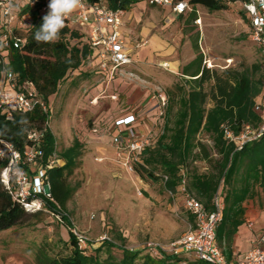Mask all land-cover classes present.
I'll list each match as a JSON object with an SVG mask.
<instances>
[{
    "label": "trees",
    "instance_id": "1",
    "mask_svg": "<svg viewBox=\"0 0 264 264\" xmlns=\"http://www.w3.org/2000/svg\"><path fill=\"white\" fill-rule=\"evenodd\" d=\"M150 1L83 0L89 6L99 4L126 13L141 3L151 5ZM173 1L188 5L184 14L190 13L187 22L193 23L197 21L196 8L199 6L210 12H220L233 5L241 6L245 0ZM17 5L21 6L19 18L28 17L31 22L24 29L14 30L18 36L21 32L24 33L21 36L24 43L21 48H13L7 52V66L20 83L29 81L36 86L41 99L48 106V112L37 108L32 113H15L12 118H8L0 109V139L13 145L22 156L28 148L34 146L42 151L38 169L41 168L46 173L51 197L41 196L46 205L45 210L27 211L3 183L2 172L9 167V161L0 158V233L35 225L31 222L32 218L38 223L43 213L66 214L68 203L78 191V187H73L69 179L80 167L83 145L78 139L74 140L73 145L60 154L64 165L50 167L51 159L56 155L57 141L48 127L51 117L49 100L57 94L60 85L71 72L87 65L90 68L99 67L97 51L91 45L87 28L71 27L65 21V27L60 31L57 40L37 43L34 34L41 27L43 17L48 14L44 11L48 0H39L35 6L27 4L23 7L16 3L14 7ZM184 14L178 16L182 17ZM242 14L250 26L248 16L244 11ZM2 34L0 33V37ZM193 47L197 57L182 68L183 82L170 92V96L166 94L168 105L161 118L163 132L153 137V146L143 152L140 161L134 165V170L146 180L162 182L164 188L173 194L185 180L188 192L195 194L210 211L213 209L215 197L220 196L225 210L216 237L218 246L230 262L231 242L238 228L244 223L243 204L257 196L258 188L264 190V136L238 151L236 144L225 138V130L239 135L244 127L251 125L256 128L263 123L264 110L258 112L256 107L261 103L259 99L263 98L264 78L258 77L261 66L257 64L243 71L226 69L219 72L206 69L203 67V56L197 41L193 42ZM202 134L213 142L212 150L200 142L199 136ZM32 135L38 136V139H30ZM198 159L209 164L208 173L183 170L191 161ZM23 167L32 177L36 173H31L30 165ZM159 172L160 175L157 174ZM64 220L70 229V252L55 257L41 255V264H137L141 259L140 252L107 241L97 249H81L71 232L73 225L68 215ZM193 220L191 216V222ZM104 247L121 250L123 259L116 261L109 256L102 260L100 253ZM153 253L159 259L149 253L144 257L143 264H208L199 260L188 262L181 254L166 255L160 250Z\"/></svg>",
    "mask_w": 264,
    "mask_h": 264
},
{
    "label": "rangeland",
    "instance_id": "2",
    "mask_svg": "<svg viewBox=\"0 0 264 264\" xmlns=\"http://www.w3.org/2000/svg\"><path fill=\"white\" fill-rule=\"evenodd\" d=\"M29 3L30 0L19 1L23 7ZM241 10V6L233 5L226 11L210 12L199 6L196 8L197 21L188 23L190 13L179 17L165 8L138 4L125 14L126 26L121 33L134 53L141 48L144 52L148 48L154 50L155 62H150L153 67L150 66L147 73L136 64L133 68L126 67L127 76L123 77L124 84L120 85L124 92L119 104L110 99H100L94 104L97 95L104 93V96H109L114 86L108 90L104 84H99L103 77L99 74V67L90 68L88 65L71 72L57 94L50 97L48 127L57 141L56 155L51 162L56 160L55 165L63 166L60 154L76 139L83 145L80 167L69 179L78 191L68 203L66 214L72 228L86 236L96 249L104 245L103 238H109L116 246L125 245L129 250L140 252L141 259L137 264H143L149 253L157 259L156 254L146 248L147 244H158L162 247L161 252L172 255L173 246L188 232L191 216L185 209V197L180 188L171 194L162 182L149 181L142 174L123 169L103 126L114 118L116 112L120 114L131 108L127 98L138 88L147 93L162 91L170 96V92L183 82L182 68L197 57L194 41L198 43L206 69L243 71L257 64L261 66L257 75L263 79L264 61L260 49L251 39L250 26ZM20 11L21 6L17 5L15 16L18 19L11 26L6 24L0 11V33L28 27L31 21L28 17L19 18ZM139 45L142 46L140 49ZM169 60L181 61L185 65L176 72L171 66L163 65ZM154 75L160 79H154ZM125 82L129 85L126 86ZM259 102L264 104V91ZM98 117L105 120L96 133ZM160 122L159 134L164 127L163 121ZM199 140L208 149H213V142L205 134L200 135ZM38 170V164L30 165L31 173ZM183 170L205 174L209 172V164L198 159L191 161ZM35 175H29V180ZM1 178L3 183L11 179V188L15 184L14 176L6 170ZM255 201L264 211L263 189L258 188ZM31 222L35 225L0 233V264H41V255L55 257L70 252V229L65 223L61 224L49 212L43 213L40 222L36 223L33 218ZM109 256L121 261L123 252L104 247L101 259L106 260ZM180 256L188 262L197 260L191 254L181 253Z\"/></svg>",
    "mask_w": 264,
    "mask_h": 264
},
{
    "label": "built area",
    "instance_id": "3",
    "mask_svg": "<svg viewBox=\"0 0 264 264\" xmlns=\"http://www.w3.org/2000/svg\"><path fill=\"white\" fill-rule=\"evenodd\" d=\"M19 1L0 0V11L8 26L18 19L15 16L14 4H18ZM38 3L39 0H30L29 4L35 6ZM49 3L50 0H48V5ZM150 4L162 8L169 7L176 14H184L188 10V5L185 2L175 3L173 0H151ZM48 5L44 11H50ZM241 8L249 18L251 39L260 49L264 61V0H245L241 4ZM125 14L124 11H114L99 4L89 6L82 0V6L65 18L69 26H81L89 30L91 45L97 51L99 69L108 74L110 79L126 77V67L133 65L132 55L121 33ZM23 43L24 38L16 35L14 29L5 30L0 37V109L8 118H12L15 113H32L37 108L48 112V106L41 99L36 86L29 81L20 83L7 66V52L13 48H21ZM112 98L116 99V97ZM153 100L158 102L159 117L162 118L168 105L166 93L156 92ZM262 110H264V104L261 102L257 105L256 111L261 112ZM136 122L135 116H129L116 122L117 127H126V137L120 142L116 154L117 162L123 169L131 173H135L134 165L140 161L143 152L153 146V138L143 135L135 126ZM263 136L264 121L256 128L251 125L244 127L239 135L225 130V138L229 142L235 143L238 151H241L247 144L260 140ZM30 139H38V136L32 135ZM42 156V151L35 146L28 148L22 156L13 145L0 139V158L9 161V167L5 170L12 173L15 180L12 188L10 187L11 179L4 184L15 200L29 212L45 210L46 205L41 196L51 197L45 171L40 168L34 179L29 180V174L23 167L31 164L37 165ZM55 162L56 160L50 162V167L54 166ZM180 191L185 197V209L194 220L189 225L186 235L173 246V254H191L197 260L208 264H264V234L259 236L256 246L242 260L227 261L218 246L216 237V231L222 223L225 210L223 199L217 195L213 201V209L210 211L200 200L188 192L185 180L182 182ZM53 216L61 224H64V217L67 215L53 214ZM71 232L81 249H96L94 244H91L81 232L74 228L71 229ZM102 241L111 242L109 238H103ZM146 248L151 252L162 249L160 245L154 243L147 244Z\"/></svg>",
    "mask_w": 264,
    "mask_h": 264
},
{
    "label": "crops",
    "instance_id": "4",
    "mask_svg": "<svg viewBox=\"0 0 264 264\" xmlns=\"http://www.w3.org/2000/svg\"><path fill=\"white\" fill-rule=\"evenodd\" d=\"M163 8L168 9L170 12L174 13L172 9L169 7H163ZM125 26L126 23L124 21L123 28H125ZM141 47L142 46L139 45L138 49H140ZM127 48L130 51V54L132 55L133 58V65L131 66L132 68L135 67L136 64L139 69H142L144 73H147L149 67L150 66L153 67L150 64V62H155V56L153 52L154 50L151 51L148 48L144 52L143 48H141L140 50H138V53H134L133 48H129L128 46ZM163 65H166V67L171 66L176 70V72H178L181 69V67H183V65L185 64L182 63L181 61L169 60L168 62L163 63ZM169 71L171 73H175L174 70H169ZM99 74L103 76L101 77L102 80L99 84H104V86L108 88V90H110V88L114 86L113 87L114 91L109 96H104V93L97 95L94 104L95 103L97 104L98 100L100 99H104V100L110 99L115 104H119L120 97L124 92L122 90L123 88L120 87L122 83L124 84V78L115 77L113 79H110L109 75L106 73L99 72ZM154 77H155L154 79L157 80L160 79L159 76L157 75H154ZM171 77L172 76L170 75V79ZM151 79H153V77ZM125 85L127 86L129 84L125 82ZM132 91H134V88L130 89L128 96L131 95L130 93H132ZM155 93L156 92L147 93L145 90L141 91L138 88L132 94V96L127 98L128 104L130 103L131 108L127 111H123L120 114L116 112V115L114 114V118H111L109 123L103 126L105 127V133L110 138L115 154H117L118 152L120 142L124 140L126 137V127L116 126V122L120 119L129 116H135L137 119L135 126L143 135H148L151 136L152 138L159 135L160 133L159 125L161 118L159 117L158 102L153 100V96L155 95ZM112 97H116V99H113ZM104 120H101V117H98L97 123L95 124V126H97V129H94V132L96 131L98 132L99 130H101L99 126L100 124H104L103 123ZM256 199L257 196L255 198L247 200L243 204V207L245 209V216L243 219L244 223L238 228V231L233 237V240L231 242L230 262H236L242 260L245 257V255L249 253L256 246L259 236L264 234V211L260 206V204H258V202L255 201Z\"/></svg>",
    "mask_w": 264,
    "mask_h": 264
},
{
    "label": "clouds",
    "instance_id": "5",
    "mask_svg": "<svg viewBox=\"0 0 264 264\" xmlns=\"http://www.w3.org/2000/svg\"><path fill=\"white\" fill-rule=\"evenodd\" d=\"M82 6V0H50V11L43 17L41 27L35 32L37 43L53 42L65 27V18Z\"/></svg>",
    "mask_w": 264,
    "mask_h": 264
}]
</instances>
